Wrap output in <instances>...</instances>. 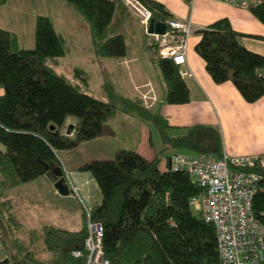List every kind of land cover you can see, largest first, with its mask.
I'll use <instances>...</instances> for the list:
<instances>
[{"label":"trees","instance_id":"1","mask_svg":"<svg viewBox=\"0 0 264 264\" xmlns=\"http://www.w3.org/2000/svg\"><path fill=\"white\" fill-rule=\"evenodd\" d=\"M61 1L89 25L91 48L97 58L117 60L126 56L125 38L116 32L114 2ZM6 2L0 0V6ZM140 2L152 11V19H172L162 4ZM250 12L264 25V3ZM198 35L194 50L213 83L230 82L247 103L264 98V78L257 72L264 69V56L241 45L244 34L234 30L227 18H220ZM144 37L147 50L154 48L151 39ZM67 52L65 38L49 17L37 16L31 50L21 49L14 33L0 28V264L85 263V211L79 229L44 225L28 231L30 237L42 240L49 255L38 258L14 237L25 227L12 216L11 202L4 193L42 177L57 181V152L95 139L105 121L117 117V112L152 123L163 145L189 151L187 155L209 154L218 159L223 154L217 127L194 125L185 127L183 135L171 137L168 132L175 127L153 114L140 99L123 97L113 85L103 84L107 85L105 102L87 95L89 76L83 68L72 67V82L53 69ZM149 59L161 75L165 102L189 103V90L178 74L179 67L171 60L150 55ZM68 119L74 124L68 125ZM159 164L158 155L148 159L134 148L120 147L110 159H91L76 168L91 175L100 194L89 218L102 228L104 258L109 264H219L215 229L204 222L192 202L201 195V188L186 173L171 172L167 167L160 170ZM254 172L260 181L252 199V215L264 227V167L257 166ZM62 177L65 180L64 172ZM75 251L81 256L74 257Z\"/></svg>","mask_w":264,"mask_h":264},{"label":"rangeland","instance_id":"2","mask_svg":"<svg viewBox=\"0 0 264 264\" xmlns=\"http://www.w3.org/2000/svg\"><path fill=\"white\" fill-rule=\"evenodd\" d=\"M56 1L61 3L62 6H55L56 2L54 4L53 0H48L50 7L49 12L52 16V20H54V26L56 28L58 19L55 16L58 17L62 16V14L64 15L65 21H60L59 19L60 24L58 25H60L59 29L66 40V47L68 48L65 58L61 59L59 65L53 68L57 74L66 77L68 81L72 82V67L79 66L83 68L89 76V89L85 90V93L102 102L107 101L105 91L107 85H103L106 82V84H111L113 87L118 85L119 90L126 97L132 98L143 96L145 100H148L147 102L151 104L149 110L152 113L161 110L160 103L162 100V103L167 105L164 100V84L158 69L150 64L146 56L139 51L140 42L138 37L140 33L142 34L139 25L142 26V24L139 18L133 16L135 14H132L134 18H128V20L131 21L129 27H126L125 25H121V27L117 22L121 19L118 3H116V0H111L117 7L114 18L116 32L125 38L127 54L124 58L120 59L121 65L111 70V75L115 76L113 78L114 80H109L108 76L106 77L107 80H105L104 75H106L108 71H104L105 68L103 65L105 64H103V60L93 55L89 36V26L84 19L81 18L79 13L70 10L72 7H68L69 5L67 6V4L61 0ZM245 11L253 18L252 21L256 23L255 25L248 22V30H250V32H259V30L262 29V32L264 25L252 16L250 10ZM198 37V34H193L190 38L188 43L190 46L192 44V48ZM245 37L249 36L244 35V37H242L243 39L241 38V45L253 53L264 56V42H262L264 40ZM106 62L109 61L106 60ZM188 85H190V83ZM2 93L3 89L0 87V95ZM192 99L196 100L194 97ZM261 101H264V98H262ZM144 103L146 104V101H144ZM243 103L245 104V108L240 110L239 107H234L230 111L232 116L228 119H225L218 114L220 120L218 118L214 127L219 129L221 139H223L222 128L224 130L226 127L227 132H231L233 135V143L245 145L252 141L254 138L252 134L256 131V127L253 130H249L250 119H255V121L258 122L256 125L259 124V126H264V105L256 102L247 103L244 101ZM213 111L214 114L216 111ZM74 122L73 119H69L67 124H74ZM140 124H142L141 128L146 129L149 134L151 141L150 145L148 144V140L144 143L145 146L143 147H141L143 142L139 144L133 143L139 142L138 137H135L134 128L136 127L137 129V126ZM115 134H122L123 136L128 134L131 140H127L129 143L125 141L121 144L118 140L119 138H117ZM183 134L184 129H173L168 133L171 137H177ZM126 145H128L127 148H139L142 154H145V152L153 153L151 158L158 155L160 158L159 168L161 170L165 169V161L167 158H170L171 155L176 153L190 154L189 151L184 149H172L163 145L151 123L140 121L132 117H126L117 112V117L108 118V120L105 121L100 135L95 139L82 142L76 148L69 151H58L57 158L60 162L59 170L62 169L61 171L64 172L66 180V169L74 168L75 166L77 168L91 159H110L116 148H125ZM0 149H3L1 144ZM51 182L52 181L48 177H42L4 193L5 198L7 197L11 202L12 216H14L17 222H20L25 227L23 232L19 230L16 231L14 237L26 244L30 250L35 253V257L38 258H48L49 255L44 250L42 240L35 235L30 237L27 234L28 231L37 230L44 225H50L66 230H76L79 228V220L82 211L86 212L91 210L96 201L95 197H93L94 201L89 202L80 194L79 196L75 195L72 199L69 198L68 195L55 197L52 194L53 191L49 192L51 191V187L49 186V183ZM52 183L54 185V182ZM53 189L57 192L55 188ZM75 190L77 191V189ZM96 197L99 198L100 194L96 193ZM192 210L196 211V208L194 207ZM1 249L2 247L0 246V252L2 251ZM1 257L0 254V258Z\"/></svg>","mask_w":264,"mask_h":264},{"label":"crops","instance_id":"3","mask_svg":"<svg viewBox=\"0 0 264 264\" xmlns=\"http://www.w3.org/2000/svg\"><path fill=\"white\" fill-rule=\"evenodd\" d=\"M53 1L54 4L56 2L55 6L57 5L58 7L62 6L61 3H58V1L56 0ZM116 1H117L116 3H118V8L121 15V19L119 20L120 24L129 27L131 25V21H129L128 18H134L133 16L135 17L137 16L134 12L132 13V11L124 5L122 0H116ZM154 1L162 4L165 7V9L170 13L172 19L182 22H190L191 25L194 26L195 29L194 34H198L197 33L198 30L204 29L206 26H208L215 20H218L220 18H227L231 22V25L234 30L249 36L245 38L252 37V38H257L259 40H264V29L262 32H261L262 29L259 30V32H250V30H248L247 28L248 22L253 23L255 25L256 23L252 21L253 18L250 17L249 14L243 9L230 7L222 3L211 0H191V1L190 0H154ZM70 10L73 9L71 8ZM116 10L117 7L115 4V14H116ZM49 11H50V7L48 4V0H7V2L4 5L0 6V28L9 32H13L17 37L18 45L21 49L31 50L34 48L35 20L37 16H46L52 20V16ZM132 14L135 15L132 16ZM55 17L58 19L57 28L54 26V20H52L53 26L56 29V31L63 36L62 32L59 29L60 25L58 24H60V21H65L64 15L62 14V16H58V17L55 16ZM139 26L141 27L143 33V34L140 33L138 37L140 42L139 51L140 53L144 54L150 62L149 53L147 50V44L144 43L145 42L144 36L146 34L145 32H143L144 30L143 27L141 25ZM89 36H90V29H89ZM199 38L200 37L196 39L193 48H192V44L190 46L188 43L187 52H186V64L179 67V69L181 70L188 69L192 75L190 78L183 79L187 84L189 90V96H190L189 103L184 105H168V104L164 105V103H162L163 101L162 100L160 103L161 110L159 112L153 113L163 117L170 126L175 127L174 129H184L185 127H191L194 125L215 126L219 118L218 114H220L221 117L228 119L232 116L230 111L234 107H239L240 110H243L245 108V104L243 103L244 100L230 82H225L223 84L217 85L213 83V81L207 74L205 70L204 62L195 53L194 50L195 45L199 41ZM242 39H240V43H242L241 41ZM147 40H150V38H148ZM101 60H103V64H105L103 65V67L105 68L104 71H108V73L104 75L105 80H107L106 78L107 76L109 77L108 78L109 80L110 79L114 80L113 78L115 76L111 75V70L121 65L120 59L117 60L101 59ZM106 60H108L109 62H106ZM150 64L152 63L150 62ZM189 83L190 85H188ZM114 87L115 90H117V92H119L123 97H126L119 90L118 85ZM193 97L197 100V102L196 100L192 99ZM126 98L140 99L145 107H147L148 109L151 107V104L147 102L148 100H145L143 96L132 97V98L126 97ZM261 99L257 100L256 103L264 105V101H261ZM164 100H165V96H164ZM144 101H146V104L144 103ZM213 110L216 111L214 114H213L214 112ZM126 117H130V116H126ZM257 123L258 122H256L255 119H250L249 130H253L256 127V131H255L256 133L252 131L253 132L252 135L254 136V138L252 139L251 142L245 145L244 144L239 145L233 143L232 142L233 135L231 134V132H227L226 127L224 128V130L222 128L223 154L229 157H242V156L264 154V126H259V124L256 125ZM141 126L142 124L138 125L137 129L136 127L134 128V133L136 135L135 137H138L139 142H133V143L139 144L143 142L141 146L143 147L145 146L144 143L147 140L149 145L151 144V141L149 134L147 133V130L142 129ZM115 136L119 138L118 140L120 141L121 144H123V142L125 141L129 143L127 140H131L128 134L124 136L122 134L121 135L115 134ZM127 147L128 145L125 146L126 149ZM136 151L148 159H151L153 155V153L151 152L150 153L145 152V154H142L139 148L136 149ZM164 167L165 168L168 167V158L165 161ZM65 171H66L65 172L66 183L69 188V194H68L69 198L72 199L74 198L75 195L79 196L80 194L82 195V197H85L89 202L94 201L93 197H95L96 199L95 203L100 200V197L99 198L96 197V193L99 192L90 174L85 172H78L76 166L74 168H68ZM49 186L51 187V191L49 192L53 191L52 193L53 196L59 197L60 195L57 192H55V190L53 189L54 185L52 182L49 183ZM75 189H77V191ZM74 191H76L77 194H75ZM79 228H80V223H79Z\"/></svg>","mask_w":264,"mask_h":264},{"label":"built area","instance_id":"4","mask_svg":"<svg viewBox=\"0 0 264 264\" xmlns=\"http://www.w3.org/2000/svg\"><path fill=\"white\" fill-rule=\"evenodd\" d=\"M124 5L140 19L145 34L154 48L148 50L155 59L171 60L181 67L186 64L188 41L194 34L190 22L175 19L161 21L165 24L163 34H148L152 11L140 0H122ZM224 5L250 10L264 0H211ZM264 78V69L257 70ZM182 79L190 78V71L178 69ZM264 167V154L229 157L222 154L214 158L209 154L171 155L167 169L184 172L201 188V195L192 202L201 212L205 223L213 225L216 233L219 264H262L264 227L252 215V199L257 193L260 176L255 167ZM75 194L76 191H74ZM86 237L84 240V264H109L101 246L102 228L93 223L86 211ZM78 258L81 253L73 252Z\"/></svg>","mask_w":264,"mask_h":264},{"label":"water","instance_id":"5","mask_svg":"<svg viewBox=\"0 0 264 264\" xmlns=\"http://www.w3.org/2000/svg\"><path fill=\"white\" fill-rule=\"evenodd\" d=\"M165 24L161 21L151 19L148 25L147 32L148 34L156 33V34H163L165 32ZM201 31L198 30L197 33ZM169 160V158H168ZM63 172L59 169L54 171V175L58 177L57 181L54 182V188L57 190L59 195L67 196L69 194V188L67 183L65 182L64 178L62 177Z\"/></svg>","mask_w":264,"mask_h":264}]
</instances>
